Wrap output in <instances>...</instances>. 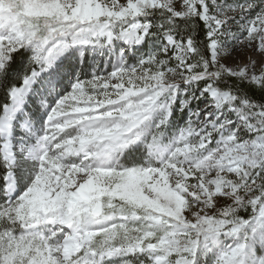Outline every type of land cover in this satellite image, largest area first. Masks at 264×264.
Returning a JSON list of instances; mask_svg holds the SVG:
<instances>
[{"label": "snow or ice", "instance_id": "snow-or-ice-1", "mask_svg": "<svg viewBox=\"0 0 264 264\" xmlns=\"http://www.w3.org/2000/svg\"><path fill=\"white\" fill-rule=\"evenodd\" d=\"M0 264H264V0H0Z\"/></svg>", "mask_w": 264, "mask_h": 264}]
</instances>
